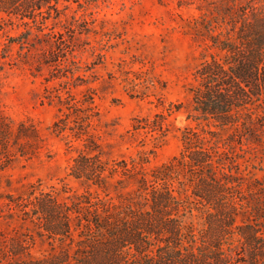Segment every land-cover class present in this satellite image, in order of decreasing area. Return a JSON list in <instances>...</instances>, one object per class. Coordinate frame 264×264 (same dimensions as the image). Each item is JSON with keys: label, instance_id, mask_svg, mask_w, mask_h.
Returning a JSON list of instances; mask_svg holds the SVG:
<instances>
[{"label": "rangeland", "instance_id": "obj_1", "mask_svg": "<svg viewBox=\"0 0 264 264\" xmlns=\"http://www.w3.org/2000/svg\"><path fill=\"white\" fill-rule=\"evenodd\" d=\"M232 2L60 0L58 10L0 12V264H29L59 249L32 210L35 195L138 199L139 178L179 155L185 130L201 131L188 117L190 88L216 49L194 25ZM20 123L38 136L18 138ZM232 133L221 130L222 140L237 138ZM232 146L246 184L264 178V132ZM82 154L114 167L104 186L72 174ZM125 162L135 169L124 174ZM170 182L184 199V222L200 230L204 208L189 196L191 182L182 173Z\"/></svg>", "mask_w": 264, "mask_h": 264}, {"label": "trees", "instance_id": "obj_2", "mask_svg": "<svg viewBox=\"0 0 264 264\" xmlns=\"http://www.w3.org/2000/svg\"><path fill=\"white\" fill-rule=\"evenodd\" d=\"M59 1L0 0V12L58 10ZM232 1L214 6V15L204 14L194 25L216 49L196 69L190 88L188 117L201 131L185 130L179 155L153 169L152 178H139L138 199L116 204L87 191L63 198L40 192L29 199L46 234L59 242L58 250L33 264H264V178L246 184L232 146L264 132V0ZM28 128L20 123L15 135L38 136L35 128L24 132ZM221 130L237 138L226 143ZM94 160L79 155L72 174L104 186L107 171L115 169ZM135 167L125 162L122 172ZM180 173L191 182L192 201L204 208L198 231L184 222V199L170 182ZM254 194L250 202L247 195Z\"/></svg>", "mask_w": 264, "mask_h": 264}]
</instances>
